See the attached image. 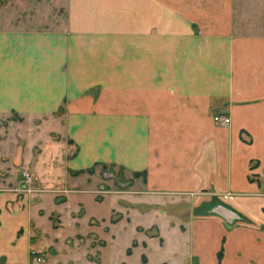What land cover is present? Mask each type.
I'll use <instances>...</instances> for the list:
<instances>
[{
	"label": "crops",
	"instance_id": "obj_1",
	"mask_svg": "<svg viewBox=\"0 0 264 264\" xmlns=\"http://www.w3.org/2000/svg\"><path fill=\"white\" fill-rule=\"evenodd\" d=\"M69 1L82 27L0 28V112L63 108L68 169L113 165L144 176L137 200L184 199L157 264H264V27H235L234 0ZM2 175L0 257L26 264L39 244ZM217 196L254 223L193 211Z\"/></svg>",
	"mask_w": 264,
	"mask_h": 264
},
{
	"label": "rangeland",
	"instance_id": "obj_2",
	"mask_svg": "<svg viewBox=\"0 0 264 264\" xmlns=\"http://www.w3.org/2000/svg\"><path fill=\"white\" fill-rule=\"evenodd\" d=\"M69 2L0 0V28L82 27L81 20L71 24L76 17L69 14ZM234 23L235 27H264V0H234ZM63 111L0 112V178L7 174L11 177L9 184L16 185L13 193L22 196L23 207L29 208L31 243L39 244V249L27 250L26 264H141L144 254L148 264L171 262L177 237L169 223L176 226L173 222L187 207L185 200L181 205L167 198L137 200L142 194L135 192V183L140 188L143 177L113 165L103 169L96 164L87 172L68 169L75 148L65 135ZM66 145L71 151L65 156ZM53 169L64 173L54 175ZM129 201L143 202L131 210ZM206 202L210 207L198 216L229 215L237 224L254 223L224 206L218 196L217 201L209 197ZM138 224L143 226L136 227L141 233L135 230ZM160 233L167 239L164 247ZM144 239L148 241L147 249ZM217 258L221 259L218 254ZM5 263L6 257L1 256L0 264Z\"/></svg>",
	"mask_w": 264,
	"mask_h": 264
},
{
	"label": "built area",
	"instance_id": "obj_3",
	"mask_svg": "<svg viewBox=\"0 0 264 264\" xmlns=\"http://www.w3.org/2000/svg\"><path fill=\"white\" fill-rule=\"evenodd\" d=\"M213 121L216 123H219L220 125L226 126L229 123V118L224 117V116H220V115H215L213 117ZM27 181H30V179L28 178ZM228 197L231 198V196H228ZM38 261H40L39 258H38Z\"/></svg>",
	"mask_w": 264,
	"mask_h": 264
},
{
	"label": "trees",
	"instance_id": "obj_4",
	"mask_svg": "<svg viewBox=\"0 0 264 264\" xmlns=\"http://www.w3.org/2000/svg\"><path fill=\"white\" fill-rule=\"evenodd\" d=\"M134 176H139V174H133ZM143 179H144V176H143ZM225 206V205H224ZM229 208V207H228ZM199 215H202V213H197ZM221 254H222V249L219 250L218 252V257L220 258L221 257ZM146 256L145 255H141V264H145L146 263Z\"/></svg>",
	"mask_w": 264,
	"mask_h": 264
}]
</instances>
